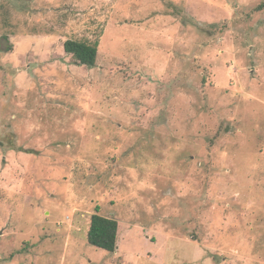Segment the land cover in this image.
I'll use <instances>...</instances> for the list:
<instances>
[{
  "label": "rangeland",
  "instance_id": "1",
  "mask_svg": "<svg viewBox=\"0 0 264 264\" xmlns=\"http://www.w3.org/2000/svg\"><path fill=\"white\" fill-rule=\"evenodd\" d=\"M0 264H264V0H0Z\"/></svg>",
  "mask_w": 264,
  "mask_h": 264
},
{
  "label": "trees",
  "instance_id": "2",
  "mask_svg": "<svg viewBox=\"0 0 264 264\" xmlns=\"http://www.w3.org/2000/svg\"><path fill=\"white\" fill-rule=\"evenodd\" d=\"M98 46V42L68 40L64 43V50L74 57L78 65L94 68L97 61ZM99 212L100 207L98 206L96 213L91 217L88 242L96 248L115 253L119 246L118 222L115 219L100 215Z\"/></svg>",
  "mask_w": 264,
  "mask_h": 264
}]
</instances>
